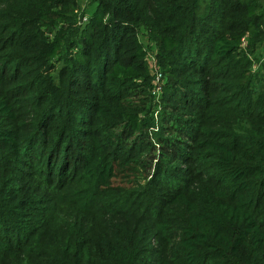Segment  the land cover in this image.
I'll use <instances>...</instances> for the list:
<instances>
[{
    "label": "trees",
    "instance_id": "obj_1",
    "mask_svg": "<svg viewBox=\"0 0 264 264\" xmlns=\"http://www.w3.org/2000/svg\"><path fill=\"white\" fill-rule=\"evenodd\" d=\"M92 2L96 6L82 25L78 24L80 13L85 15L82 0H15L5 8L0 3V144L8 161L16 163L11 178L0 187V264H149L140 248L144 241L135 240L145 230L138 226L129 201L122 197L124 203L111 208L99 200L106 183L125 192L135 184V180L129 186L114 184V179H124L131 172L121 160L119 142L109 151L99 136L80 128L81 135H90L94 141L86 167L89 187H53L50 178L37 171L30 188L34 201L45 206L25 213L12 203L21 181L20 166L33 156L32 147L48 139L41 130H51V118L56 116L50 111H58L72 99L65 75L71 71L75 81L95 91L109 85L126 90L142 77L153 89L150 75H145L149 51L139 35L143 30L155 45L160 63L168 67L165 92L199 102V108L211 112L213 123L233 129L224 134V142L205 141L219 151L217 169L225 183L224 189L214 193L215 199L202 204L192 200L180 191L182 184L167 165L156 166V183L174 191L169 203L184 206L188 214L181 242L187 262L264 264V65L254 68L255 62H264L260 52L264 0ZM208 21L214 23L211 35L201 42ZM59 61L65 66L58 86L51 74ZM10 66L12 72L5 79ZM211 83L213 92L221 96L203 99L199 93L209 90ZM23 97L39 112L29 128L23 117ZM86 107L100 116L109 115L98 102L88 100ZM79 118L90 125L82 115ZM243 118L253 121L249 136L243 135L249 129ZM141 125L138 115L130 116L128 126L139 131ZM70 126L63 123L50 157L58 148L61 153L62 148L75 150ZM182 131L195 137L200 125L182 127ZM61 153L58 157L68 162L69 152ZM48 186L54 196L46 202L37 195ZM157 199L145 206L156 217L161 213ZM115 219L121 223L115 224ZM112 224L127 227L117 234ZM159 262L176 264L167 258Z\"/></svg>",
    "mask_w": 264,
    "mask_h": 264
},
{
    "label": "rangeland",
    "instance_id": "obj_2",
    "mask_svg": "<svg viewBox=\"0 0 264 264\" xmlns=\"http://www.w3.org/2000/svg\"><path fill=\"white\" fill-rule=\"evenodd\" d=\"M13 1L15 0H0V3L2 8H5L7 2ZM92 1L82 0V10L85 15L82 16L80 13V23L78 24H84L87 20L84 18L93 12L96 3ZM213 25V22H207L205 31L200 36L201 42H205L206 37L211 35ZM139 35L149 51L147 57L149 72L145 75H150L153 89L146 86L148 80L142 77L135 81L133 87L126 90H116L113 85H109L95 91L86 89V85L82 86L78 80L75 81L71 71L65 75V81L69 83L68 94L72 96V99L62 105L58 111L56 110L57 112L50 111L51 114L54 112L56 116V118H51L53 121L51 130H47V127L41 130V134L44 132L48 139L44 141V144L32 147L30 151L33 156L26 161L28 163L20 166L21 181L12 203H17L20 210L25 213L39 206H45L34 201L35 197H33L30 188V183L34 180L37 171L44 173L46 178H50L49 184L53 187L58 185L65 186V189L74 188L75 190L89 187L91 178L87 174L86 167L93 154L91 148L93 149L94 141L90 135H81L80 128H85L90 130L93 136H99L103 147L109 151L115 149L116 142L121 144V160L125 161L123 163L125 166H130L131 172L128 173L129 176L126 174L124 179H114V184L129 186L131 185L130 181L135 180V184L129 192L114 190L110 188L109 184H104L105 191L99 197L101 203L106 204L105 207L116 208L124 203V201H120L122 197L129 201L128 206L135 213L138 226L141 230H145V232L137 233L135 240L139 243L144 241L140 248H143V256L146 260L148 259L149 264H160L159 260L164 258L176 264H189L181 243L188 214L184 206L169 203L174 196V191L168 185L156 183V166L159 162L167 165L173 178L181 182L180 191L185 192L192 200L202 204L210 198L215 199L214 193L224 189L225 183L217 169L219 151L211 143L208 144L205 141L224 142L227 138L224 134L233 133V129H230L229 125L213 123L209 117L211 112L199 108L197 106L199 102L183 99L182 95L181 98H177L165 92L163 84L168 80L165 73L168 67L158 60L157 49L148 34L143 30ZM260 52L264 54V42L260 45ZM1 62L2 60L0 69ZM263 65L264 62L259 65L257 61L254 68L257 70ZM64 66L63 61L57 62L51 74L58 86L64 77L61 73ZM8 69L9 72L4 77L5 79H8L12 72L11 66ZM198 76L197 72H194L193 78ZM213 80L211 77V82ZM210 87L202 94L199 93L203 99L214 100L217 96H221V93L213 92V83ZM7 88H10V85H7ZM201 89L202 87L198 90ZM23 98L22 106L25 108L23 117L25 126L29 128L33 121L35 124L37 118L33 117L39 112L34 111L30 99ZM88 100L105 105L109 115L103 117L94 108L88 109L86 107ZM81 112L83 113L81 114ZM81 115L83 120L90 122V125L81 122L79 118ZM133 115H138L142 123L139 131L128 126V120ZM232 120L235 119L232 118ZM65 122L72 125L68 134H70L69 137H73L75 148L74 151L62 148V153L69 152L66 163L58 157L61 153L59 148L53 150V156L50 157L48 154L52 152L50 149L58 131ZM243 122H249L248 131L243 133V135L249 136L250 123L253 121L243 118ZM195 123L200 125V131L195 137L183 133L182 127L189 129ZM178 124L180 125L177 127ZM262 124L260 123V125ZM2 151L3 147L0 144V187L7 179L11 178L16 165L9 160L11 164ZM37 196L48 202V200H52L54 192L48 186ZM152 198H158L157 200L161 203V213L158 217L145 210L146 204L148 201L150 204ZM135 203H137V210L134 209ZM46 205L48 206L49 203ZM107 217L110 218L111 215L108 214ZM119 221L121 220L115 219L113 222L119 224L121 223ZM113 227L117 234H121L127 225H113Z\"/></svg>",
    "mask_w": 264,
    "mask_h": 264
},
{
    "label": "built area",
    "instance_id": "obj_3",
    "mask_svg": "<svg viewBox=\"0 0 264 264\" xmlns=\"http://www.w3.org/2000/svg\"><path fill=\"white\" fill-rule=\"evenodd\" d=\"M84 19L86 20L87 18L85 17ZM154 91H155V90H154ZM154 91H153V92H154Z\"/></svg>",
    "mask_w": 264,
    "mask_h": 264
}]
</instances>
